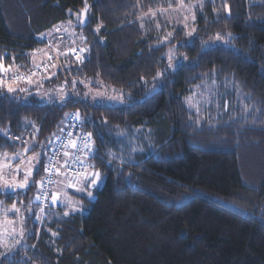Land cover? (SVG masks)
<instances>
[{
  "label": "trees",
  "instance_id": "1",
  "mask_svg": "<svg viewBox=\"0 0 264 264\" xmlns=\"http://www.w3.org/2000/svg\"><path fill=\"white\" fill-rule=\"evenodd\" d=\"M158 1L86 0L84 58L61 62L100 141L99 185H84L92 197L70 191L82 211L65 215V207L50 205L40 225L31 204L24 245L0 250V264H264V0H203L194 33L176 28L167 43L136 21ZM84 5L0 0L2 69L34 66L41 37ZM218 33L219 43L204 49ZM169 46L182 59L172 67ZM52 71L51 81L65 84L62 102L26 97L33 87L10 93L0 81V152L20 149L28 133L33 150L49 144L76 108L65 77ZM211 76L244 95L246 113L234 114L230 103L228 113L214 116L210 108L199 119L188 108L192 88ZM94 81L113 87L122 104L82 100L80 91ZM45 153L26 191H0V200L28 206Z\"/></svg>",
  "mask_w": 264,
  "mask_h": 264
},
{
  "label": "rangeland",
  "instance_id": "2",
  "mask_svg": "<svg viewBox=\"0 0 264 264\" xmlns=\"http://www.w3.org/2000/svg\"><path fill=\"white\" fill-rule=\"evenodd\" d=\"M202 2L203 0H159L151 6L152 8L149 7L150 9L144 14H139L136 17V21L150 24L157 33L162 35V41L167 43L176 28L180 29L182 33L184 32L185 35L194 33L195 11ZM153 13H155V15H153ZM79 25L78 15L74 13L71 20L61 23L52 31L42 36L41 46L33 53V63L37 64L46 58L47 52L43 45H45V47L48 45L60 58L69 57V51L76 46H81L85 49L84 52H86L87 47L84 42L83 34L79 29ZM57 29L59 30L57 31ZM217 43H219V40L208 38L203 44V48H209ZM43 50H45L46 54ZM166 56L168 60L169 56L172 57L171 61L169 60L171 65L182 61L181 57L176 55L174 48L170 46L168 47ZM0 67L2 68V66ZM54 75L55 72L51 70L33 79L31 81L32 83L27 86L11 83L9 81L3 83V86L6 90L11 86L15 91L22 89L28 90L29 87H33L31 92L25 93L26 97L34 96L41 102L52 100L62 102V97L66 92L64 87L65 84L63 82H52L51 79ZM229 92H232L234 96L229 98ZM79 96L82 100H87L95 105L117 106L122 104L121 95L115 92L113 87L104 85L100 81L88 82L84 85L83 90L80 91ZM189 100H191V106L189 105ZM186 103L188 108L194 114L198 115L199 119L204 118L205 114L207 116L210 108H212L214 116H220L225 111H227V113L229 112L230 103H232V112L234 114L238 113L240 110L246 113L247 107L249 106L245 102V97L242 93L237 91L236 88H233L231 84H226L221 80H217L215 76L206 78L201 84L193 87ZM118 136L120 135L118 134ZM34 143V138L28 133V135L24 137V144L26 145L22 149H18L15 152H0V191L9 193H16L17 191L25 192L32 184L35 170L38 168L40 160L51 142L47 144L41 141L39 147L35 150H31L35 145ZM106 152L108 153L107 149ZM34 157H38V159H33ZM29 172L31 174L28 176L26 188L12 190L5 187L6 184L17 185L24 183V177ZM59 178L63 180L66 179L64 176H60ZM82 181L84 180L76 181L67 178L66 182L68 185L66 182L61 185L59 183L53 190V193L57 195V199L54 202L52 198H50V205H62L65 207V212L67 213L82 211L81 202L75 200L70 195L71 190L78 193L81 192L76 189L84 187L85 184L82 185ZM82 193L87 194V191H83ZM37 194L38 190L36 186L35 192L29 196L30 203L28 206H25L23 200H20V198L19 200H13L9 203L0 200V250L3 254L12 252L16 248L24 245L25 237L28 234L25 228L26 221H29L28 219H30V215L33 212L32 208L29 206L37 202ZM13 205H15V208H13ZM45 211L46 210L43 211L42 209L36 208L35 217L32 220L36 221L38 225L42 224L46 216V214H44Z\"/></svg>",
  "mask_w": 264,
  "mask_h": 264
},
{
  "label": "built area",
  "instance_id": "3",
  "mask_svg": "<svg viewBox=\"0 0 264 264\" xmlns=\"http://www.w3.org/2000/svg\"><path fill=\"white\" fill-rule=\"evenodd\" d=\"M43 47L47 50L46 58L25 71L8 73L0 67V81L25 83L51 70L58 69L65 77L69 92L75 99L76 108L66 113L46 150L42 175L37 184V205L39 209L45 210L50 206V198L58 177L64 176L70 180H84V173L98 171L94 156L103 155V153L92 122L79 103L74 88L65 75L61 58L48 45L46 47L43 45ZM73 49L75 52L72 51ZM81 49H83L81 46H76L69 51L68 54L72 61L79 63L83 60L84 51ZM89 133H91L90 138L88 137ZM15 138L18 137L15 136ZM70 141H75L77 147L72 148ZM64 152H68L69 157L64 156ZM75 156H79L83 163H73L72 158ZM65 160H68V166L62 167L61 165ZM46 167L50 171L45 172ZM57 168L60 169L59 174H56Z\"/></svg>",
  "mask_w": 264,
  "mask_h": 264
},
{
  "label": "snow or ice",
  "instance_id": "4",
  "mask_svg": "<svg viewBox=\"0 0 264 264\" xmlns=\"http://www.w3.org/2000/svg\"><path fill=\"white\" fill-rule=\"evenodd\" d=\"M88 8H89V6H88V4H87V2H86V0H85L84 9H82L81 13L78 14V22H79L80 24H84V23H86V20L81 19V17L87 15ZM153 15H155V13H153ZM58 30H59V29H57V31H58ZM96 31H99V27L96 29ZM229 35H230V34H229ZM215 39L220 40V39H222V37H221V36L219 35V33H218V34L216 35ZM72 51L75 52L74 49H73ZM81 51H85V49H81ZM171 58H172V57L169 56V60H170V61H171ZM77 59H79V56H77ZM169 67H172L171 63L169 64ZM160 75H162V73L157 72V77H159ZM22 90H23V89H22ZM8 91H9V92H12V91H15V89L12 88L11 86H9V87H8ZM189 105L191 106V100H189ZM77 116H78V114H77ZM90 136H91V133L88 134V137H89V138H90ZM70 143H71V147H72V148H76V147H77L75 141H70ZM64 156L69 157V153H68V152H64ZM70 158H72V157H70ZM33 159H38V157H34ZM72 159H73V163H83V161L80 160V157H79V156H75V157L72 158ZM61 166H62V167H67V166H68V160H65ZM90 167H91V165H90ZM48 171H50V169L46 167V168H45V172H48ZM59 172H60V169L57 168V169H56V174H59ZM30 174H31V173L29 172L27 175H25V177H24V183L17 184V185L6 184L5 187H6V188H9V189H12V190H16V189H24V188H26L27 183H28V176H29ZM83 175H84V181H83V183H84L87 187L97 186V185H98V181H99L100 178H101V177H100V173H99L98 171H97V172H92V173H84ZM76 190H77V191H86V188H85V187H81V188H77ZM87 195L91 197V196H92V192H91V191H87ZM51 198H52V200L55 202L56 199H57V195H56V193H53ZM13 208H15V205H13ZM65 215H68V213L66 212Z\"/></svg>",
  "mask_w": 264,
  "mask_h": 264
},
{
  "label": "crops",
  "instance_id": "5",
  "mask_svg": "<svg viewBox=\"0 0 264 264\" xmlns=\"http://www.w3.org/2000/svg\"><path fill=\"white\" fill-rule=\"evenodd\" d=\"M32 82H30V83H28L27 85H30ZM5 85V84H4ZM35 141V140H34ZM35 144V143H34ZM26 144H24L20 149H22L24 146H25ZM31 150H33V147H32V149ZM66 178V177H65ZM67 179V178H66ZM66 179H60L59 177H58V179H57V181H56V185L54 186V189L56 188V186L60 183V185L62 184V183H64V182H66ZM76 181H79V180H76ZM66 184L68 185V183L66 182ZM84 183H83V181H82V185H83ZM66 187H68V186H66ZM81 188V187H80ZM53 189V190H54ZM56 191H57V189H56ZM71 191H73V190H71ZM12 193H14V192H12Z\"/></svg>",
  "mask_w": 264,
  "mask_h": 264
}]
</instances>
